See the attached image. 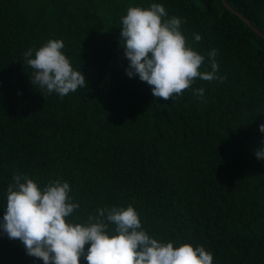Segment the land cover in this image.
I'll list each match as a JSON object with an SVG mask.
<instances>
[{"label":"trees","instance_id":"16d2710c","mask_svg":"<svg viewBox=\"0 0 264 264\" xmlns=\"http://www.w3.org/2000/svg\"><path fill=\"white\" fill-rule=\"evenodd\" d=\"M226 1L264 32V0ZM151 3L183 19L201 71L217 51L226 79H197L203 99L190 89L163 101L126 74L121 17ZM49 39L63 41L86 87L60 97L31 84L23 52ZM261 123L264 37L221 0H0V223L14 175L41 187L60 178L79 204L71 221L131 204L159 241L201 245L213 264H264ZM0 264L43 261L0 228Z\"/></svg>","mask_w":264,"mask_h":264},{"label":"clouds","instance_id":"9594fccd","mask_svg":"<svg viewBox=\"0 0 264 264\" xmlns=\"http://www.w3.org/2000/svg\"><path fill=\"white\" fill-rule=\"evenodd\" d=\"M183 19L168 16L160 3L129 6L121 17L120 45L128 60L129 77L138 75L151 87L153 97L169 101L192 89L197 79L224 81L218 74L217 51L206 57L190 46L181 31ZM194 42L202 38L193 34ZM60 39H49L39 48L23 52L32 69L31 84L60 97L86 87L84 74L73 68ZM34 53V55H33ZM203 99L204 89H192ZM264 133V123L258 125ZM264 159V140L255 150ZM70 185L60 178L41 187L27 175H14L7 186L6 207L0 228L11 240H19L26 254L43 264H213L210 251L190 243L174 246L149 235L135 208L112 206L96 209L85 223L69 220L79 204L69 195ZM111 226V227H110ZM85 245H88L85 251Z\"/></svg>","mask_w":264,"mask_h":264},{"label":"water","instance_id":"95a60500","mask_svg":"<svg viewBox=\"0 0 264 264\" xmlns=\"http://www.w3.org/2000/svg\"><path fill=\"white\" fill-rule=\"evenodd\" d=\"M222 3L229 8L232 12L236 13L239 17H241V19H243L248 25L251 26V28L258 33L259 35H261L262 37H264V32L261 31L260 29H258L255 25H253L241 12H239L238 10H236L235 8H233L229 3H227L226 0H221Z\"/></svg>","mask_w":264,"mask_h":264}]
</instances>
